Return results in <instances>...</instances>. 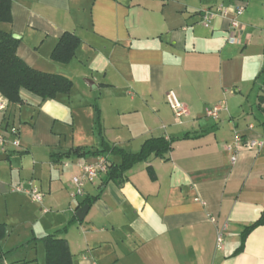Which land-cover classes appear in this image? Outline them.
<instances>
[{
	"label": "crops",
	"instance_id": "crops-1",
	"mask_svg": "<svg viewBox=\"0 0 264 264\" xmlns=\"http://www.w3.org/2000/svg\"><path fill=\"white\" fill-rule=\"evenodd\" d=\"M218 3L243 6L238 42L229 41L228 17L200 22ZM10 12L0 29L17 36V56L72 87L44 99L21 89L23 102L0 111V264H45L39 237L53 233L72 264H264V224L239 248L242 230L264 219V0H11ZM66 31L80 43L62 63L50 54ZM167 91L187 107L181 119ZM214 104L218 118L206 117ZM97 115L103 140L129 152L151 137L198 135L134 164L120 183L104 173L72 198L73 166L62 162L96 156L58 155L100 147ZM235 134L263 144L240 146L231 162ZM29 180L41 203L11 190ZM96 194L79 221L81 202Z\"/></svg>",
	"mask_w": 264,
	"mask_h": 264
},
{
	"label": "trees",
	"instance_id": "trees-1",
	"mask_svg": "<svg viewBox=\"0 0 264 264\" xmlns=\"http://www.w3.org/2000/svg\"><path fill=\"white\" fill-rule=\"evenodd\" d=\"M10 3L11 0H0V22L11 21ZM79 43L80 39L76 35L67 31L64 32L52 49L51 58L62 63L68 62L73 57ZM16 47L17 39L13 38L12 34L0 29V95L4 100L8 103L21 104L23 102L20 95L21 89H25L43 99L54 98L57 94L69 93L72 87L70 79L62 75L39 71L28 66L17 56ZM262 70H264V67ZM96 123L98 134L101 137V126L98 115ZM262 125L264 126V120L262 121ZM197 135L196 133L185 132L180 136L168 138L163 136L151 137L146 139L136 152H129L115 145H110L101 137L99 148L85 149L83 147H74L58 156L103 155L107 158L109 155H118L120 157L119 163L108 161L105 180L120 183L124 172L134 164L146 161L150 155L165 158L175 140ZM147 172L149 177L154 179L151 167H147ZM98 196L99 194L85 197L81 205L85 203L90 205ZM260 224H264V219L259 218L242 230L239 248H242L244 239L251 229ZM5 234L6 226L4 223H0V239ZM39 240L44 245L45 264H72L65 239L57 238L56 234L53 233L45 234L39 237Z\"/></svg>",
	"mask_w": 264,
	"mask_h": 264
},
{
	"label": "built area",
	"instance_id": "built-area-1",
	"mask_svg": "<svg viewBox=\"0 0 264 264\" xmlns=\"http://www.w3.org/2000/svg\"><path fill=\"white\" fill-rule=\"evenodd\" d=\"M243 12V6L236 5L233 8L226 6L222 3H218L213 8H205L200 12V22L208 27L211 25V22L216 17L226 18L228 17L229 31H230V42H238V37L241 29L240 22L238 17ZM165 100L170 109L173 112V115L177 119L187 114V107L182 103V101L177 97L173 91H167L165 93ZM7 102L0 97V111L3 112L7 109ZM221 106L219 104H214L212 106L205 108V116L213 119L218 118L219 111ZM10 135H13L15 138L12 141L14 146H18L17 139V127L15 125H10L7 131ZM6 140L5 136L0 133V145H5ZM263 144L262 139H250L245 144H242V137L239 134H235L232 143L226 145V149L230 151L231 162H234L236 159V149L240 146H243L248 149L258 150ZM72 164L73 174L71 176V183L73 186V191L71 193L72 198L81 197L84 193V188L87 184L94 183L100 175L106 173L108 160L103 155H98L92 161H84L81 159L77 160H65L62 162L63 166H68ZM11 190L18 193L26 194L32 201L41 203L43 200V192L35 186L32 181H27L24 185L23 183H17L11 185ZM217 245L222 241V231L219 230L216 237Z\"/></svg>",
	"mask_w": 264,
	"mask_h": 264
},
{
	"label": "water",
	"instance_id": "water-1",
	"mask_svg": "<svg viewBox=\"0 0 264 264\" xmlns=\"http://www.w3.org/2000/svg\"><path fill=\"white\" fill-rule=\"evenodd\" d=\"M12 37L13 38H17L16 35H12ZM5 158H6L5 153L0 154V160H4ZM87 209H88V205L87 204H84L83 206H81L80 208H78L76 210L75 215H76V217H77V219L79 221L83 220Z\"/></svg>",
	"mask_w": 264,
	"mask_h": 264
},
{
	"label": "rangeland",
	"instance_id": "rangeland-1",
	"mask_svg": "<svg viewBox=\"0 0 264 264\" xmlns=\"http://www.w3.org/2000/svg\"><path fill=\"white\" fill-rule=\"evenodd\" d=\"M17 183H19V181L18 182H14V183H11V185L12 184H17ZM23 184H26V183H23ZM30 199V198H29ZM30 201H32L31 199H30ZM34 202V201H33Z\"/></svg>",
	"mask_w": 264,
	"mask_h": 264
}]
</instances>
